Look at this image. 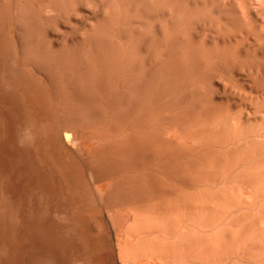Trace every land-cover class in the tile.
Returning a JSON list of instances; mask_svg holds the SVG:
<instances>
[{
    "label": "bare ground",
    "instance_id": "obj_1",
    "mask_svg": "<svg viewBox=\"0 0 264 264\" xmlns=\"http://www.w3.org/2000/svg\"><path fill=\"white\" fill-rule=\"evenodd\" d=\"M1 29L0 264L105 249L45 149L51 98L111 225L129 217L120 264H264V0H0Z\"/></svg>",
    "mask_w": 264,
    "mask_h": 264
},
{
    "label": "rangeland",
    "instance_id": "obj_2",
    "mask_svg": "<svg viewBox=\"0 0 264 264\" xmlns=\"http://www.w3.org/2000/svg\"><path fill=\"white\" fill-rule=\"evenodd\" d=\"M6 40V43L9 45L13 41V39L10 37L8 32H5V30H0V40ZM9 50L10 47L7 46ZM1 55V52H0ZM15 58L12 59V54L10 52H7V57L9 59L8 63V69L9 71L14 75L17 74V72H20V70L23 69V67H20L19 59L16 55H14ZM25 68V67H24ZM51 103L53 107V112H55L57 122L55 121V124L53 126V122L45 123V138H46V151L49 152V160L53 161L54 148L60 155V161L65 163L67 167L68 172H72L73 178L71 179V182L73 184L74 192L77 196H80L81 206L83 207L84 212L90 214L91 218L94 217V221H92V227L95 232V234L99 235L102 234V238H104V246L105 249L102 247L100 249L93 250L92 255L88 258L87 264H120L117 260L116 252H115V235L121 231V229L125 226L127 221H129V217L123 213L120 210H115L113 212L114 218L112 220V225L114 226L115 230H113V227L111 225L109 216L104 212L102 208V198L101 201L97 198L94 191L91 188V185L89 183L88 177H86V173L84 170L81 169L78 163H82L83 159L80 157V155L76 152V150L73 149L72 145L68 143V139L66 136H64L61 127L58 123V115L62 113L65 110V107L60 109L58 113V108L55 104H53V99L51 98ZM56 128L57 135L54 137L55 144L53 147V129ZM78 131H83L82 128H79L72 132L74 135ZM63 142V143H62ZM70 152V153H69ZM57 159V158H56ZM79 186V187H78ZM92 196V197H91ZM73 217L75 218L76 222L80 223L81 229L86 231V227L83 224V221L78 219L77 214L74 213ZM101 217V218H100ZM97 218V219H96ZM100 226V228H98ZM103 229V230H102Z\"/></svg>",
    "mask_w": 264,
    "mask_h": 264
}]
</instances>
